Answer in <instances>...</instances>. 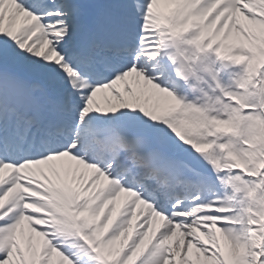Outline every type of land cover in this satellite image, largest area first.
I'll return each instance as SVG.
<instances>
[{"label":"snow or ice","instance_id":"6c2138e0","mask_svg":"<svg viewBox=\"0 0 264 264\" xmlns=\"http://www.w3.org/2000/svg\"><path fill=\"white\" fill-rule=\"evenodd\" d=\"M0 264H264V0H0Z\"/></svg>","mask_w":264,"mask_h":264}]
</instances>
